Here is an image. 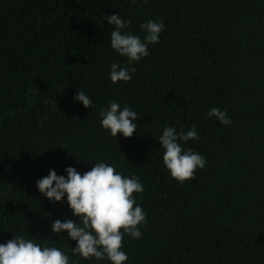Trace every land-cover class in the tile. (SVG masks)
Masks as SVG:
<instances>
[{
	"label": "trees",
	"instance_id": "obj_1",
	"mask_svg": "<svg viewBox=\"0 0 264 264\" xmlns=\"http://www.w3.org/2000/svg\"><path fill=\"white\" fill-rule=\"evenodd\" d=\"M113 14L142 41V24L164 23L147 57L129 63L111 47ZM113 63L132 80L113 83ZM111 102L137 113L131 138L102 127ZM165 127L199 135L179 141L206 160L183 184L163 163ZM98 162L143 185L146 223L141 238L124 236L125 264H264V0H0V243L23 237L70 264H111L73 255L77 242L51 226L79 217L66 195L37 187L50 170L83 175Z\"/></svg>",
	"mask_w": 264,
	"mask_h": 264
},
{
	"label": "clouds",
	"instance_id": "obj_2",
	"mask_svg": "<svg viewBox=\"0 0 264 264\" xmlns=\"http://www.w3.org/2000/svg\"><path fill=\"white\" fill-rule=\"evenodd\" d=\"M135 2V0H133ZM110 25L115 26L111 33V47L121 56L127 57L129 63L138 62L149 55L150 44H157L160 34L165 29L162 21L149 20L141 25L146 32L143 41L140 37L122 33L131 21H125L120 15L107 16ZM135 68L131 71L135 72ZM110 79L113 83L129 82L132 75L126 67L113 63ZM75 100L91 108L92 100L83 91H77ZM101 125L109 130L113 137L123 134L131 138L137 130L134 121L138 116L127 106L121 109L116 102H111L107 109L101 111ZM209 118L215 117L223 125L231 124L225 111L212 108ZM199 139L193 127L187 133H177L172 127H165L159 137L164 150L163 163L171 177L183 184L195 177L197 169L206 166L205 158L192 149L185 150L179 141L187 143ZM67 177L57 175L50 170L48 176L37 181L38 190L49 200L62 202L65 195L74 216L79 223L72 220L61 222L55 220L51 231L60 235L67 232L77 242L72 248L73 255L88 260L107 259L111 264H125L128 257L123 248L125 235L139 239L142 236L140 227L146 223L147 214L136 205L135 193L144 191L137 178L125 177L116 169L104 162L95 163L91 170L81 175L76 168H66ZM0 264H70L69 257L56 247H42L31 239L15 236L6 244L0 243Z\"/></svg>",
	"mask_w": 264,
	"mask_h": 264
}]
</instances>
